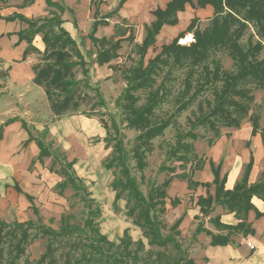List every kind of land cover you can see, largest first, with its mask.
<instances>
[{
	"label": "trees",
	"instance_id": "obj_1",
	"mask_svg": "<svg viewBox=\"0 0 264 264\" xmlns=\"http://www.w3.org/2000/svg\"><path fill=\"white\" fill-rule=\"evenodd\" d=\"M124 1L120 0L118 6ZM47 3L63 10L50 0H47ZM186 3L190 4L192 8H204L209 5L213 9L209 23L202 29L195 28V42L187 46L177 43L179 37L194 28L199 20L197 17L191 18L187 27L169 43L162 44L160 51L148 60L146 65L139 62L125 75L126 86L118 100V105L124 114L126 127L138 131L134 137L133 145L130 148L126 147L124 133L115 114L110 118V125L99 118L105 130V147L110 148V154L104 159L103 166L108 170L117 171V176L110 183L111 189L114 191L113 207L117 210V201L125 198V214L141 230L147 244L159 249L156 251L145 250L147 259H141L139 253L144 250L143 241L138 239L133 242L126 230H124V236L121 239V246L108 240L99 229L97 221L100 217L99 206L91 196L83 179L75 171V158L68 159L65 150L59 143L56 144L53 151L56 140L47 127L42 132L34 134L35 128L22 122L29 134L28 140H34L38 146L37 160L43 163L44 159L48 158L50 160L48 170L61 178L56 183L57 193L62 194L65 189H70L82 202L85 217L82 224H78L71 222L69 214H62L57 230L42 223L36 225L30 219L21 222L14 221L12 224L0 220V262L6 251L3 246L5 238L13 239L7 249L11 255L7 264H15L24 254L25 245L30 238V229L36 227L47 241L44 251L35 264H57L55 254L61 245L68 246V250L63 254L62 264H192L193 260L189 257L188 247H183L178 229L181 218L171 224H168L164 218L166 191L173 178L185 180L189 187L201 184L209 188L211 184L215 185L213 195L207 192L205 197L199 196L197 199L196 203L200 206L203 214L210 210L213 203L226 205L229 210H235L236 213L241 211L244 214L252 207L251 196L258 193L260 188L264 189V183L247 185V175L252 160L245 166L241 180L235 184L232 190L224 189L226 175L220 176V164L215 165L211 160L209 161L213 173L211 184L194 181L190 172L189 174H176L172 167L167 169L171 171V175L164 178L159 184H150L145 194L141 191L131 170V160L135 161V167L139 172L144 170L146 154L152 148V140L161 135L170 125V117L158 121L153 117L154 109L162 101L164 95L163 87L160 84L156 85L155 80L161 67L170 61L177 65L186 63L195 67L207 59L210 49L227 50L237 63V71L221 74L218 66L214 67L212 72L204 67L206 75L211 74L216 79H221L222 84L220 89L215 91L214 103L208 114L198 118L194 125H206L214 129V118H221L225 125L232 124L238 128L241 120L248 117L252 125L251 134L260 132L264 143V129L260 128L259 117L249 115L248 105L241 100H250L251 96L246 88L238 86L240 82L246 80L257 87H264V57L259 56L260 51L264 48V0H169L165 8H156L152 11L153 21L144 25V37L141 43L136 45L141 52L139 61H142L147 49L154 44L155 36L161 27L175 25L178 22V13L184 11ZM15 16L28 23V27L19 32L21 39L25 38L30 43L35 34L42 33V40L45 44L43 51L45 61L34 66V80L43 87L55 116L77 110L81 104L80 100L85 96L83 88L95 91L99 99L97 105L105 104L98 88L89 83L88 68L85 67L84 57L76 48L75 41L61 27L62 20L58 14L53 13L50 18L40 23L21 15ZM249 22L254 24L258 40L253 42L248 39L246 45L243 46L239 40ZM100 23L97 20L93 23L91 37L96 26ZM94 45L96 46L94 61L99 65L110 63L111 60L118 57L119 41L102 38L94 40ZM71 53H74L79 60H73ZM75 66L82 67L84 80L74 78L73 68ZM189 89L190 83L186 82L185 92ZM138 91H146V97L142 104H138ZM188 103V100L182 102L179 108L186 107ZM234 112H238L239 115L235 116ZM215 134L216 138L220 136L217 130H215ZM186 137L196 138V135L191 132L177 135L175 145L167 153L170 157H176L181 163L190 162L189 171H191L201 167L203 161L202 159L199 162L188 160L187 154L190 148L184 142ZM47 138H49L48 142ZM216 138L209 140L208 145H211ZM161 169L164 168L161 167ZM17 190L21 192L19 187ZM25 196L30 202L32 212L36 213L37 208L33 203V197L29 194H25ZM177 202L178 199L174 198L171 200V205H176ZM245 220L243 218L234 226L216 222L219 228L228 230L227 235L224 236L203 230L200 223L195 228V233L204 231L210 236L211 245H225L229 242L231 232L246 231ZM131 245H134L133 249L130 248ZM169 250L173 253H170ZM140 260L142 261L140 262Z\"/></svg>",
	"mask_w": 264,
	"mask_h": 264
},
{
	"label": "crops",
	"instance_id": "obj_2",
	"mask_svg": "<svg viewBox=\"0 0 264 264\" xmlns=\"http://www.w3.org/2000/svg\"><path fill=\"white\" fill-rule=\"evenodd\" d=\"M50 1L63 10L49 5L47 0H0V220L6 223L24 221L30 207L25 194L33 197L40 174L44 178L49 171L37 160L38 146L34 140H28L29 134L22 122L38 130L47 127L52 136L60 125V120L55 117L48 122L42 119L47 114L55 115L50 110L43 87L34 80V66L45 61L42 33L35 34L30 43L25 38L21 39L19 32L25 30L28 23L15 15L40 23L53 13L58 14L62 20L61 27L75 41L85 62L91 60L92 67L98 72V68L109 63L99 65L94 61V40L119 41L120 48L128 41L140 44L144 25L154 19L152 11L165 8L169 0H125L120 6V0ZM212 11L209 5L192 8L186 3L184 11L178 13V22L163 25L155 36V42L171 41L187 27L191 18L203 20L210 17ZM96 20L101 23L92 34L93 40L90 34ZM85 67L89 72V64ZM260 128L264 129V126L260 125ZM251 130V122L245 119L238 128L221 133L201 153L203 162L201 167L190 171L191 178L211 184V160L215 165L220 164V176L226 175L224 189L232 190L252 160L247 185L264 183V143L260 132L251 134ZM214 190V184L209 188L201 184L189 187L185 180L173 178L166 191L165 221L171 224L181 218L178 229L185 247H188L192 264H264V189L260 188L251 196L252 207L245 214L241 211L236 213L219 203H213L203 214L197 199L205 197L207 192L213 195ZM174 198L178 202L171 205ZM243 218L247 223L246 231L231 232L225 245H211L210 236L204 231L195 233L200 223L203 230L224 236L228 230L219 228L216 222L234 226Z\"/></svg>",
	"mask_w": 264,
	"mask_h": 264
},
{
	"label": "rangeland",
	"instance_id": "obj_3",
	"mask_svg": "<svg viewBox=\"0 0 264 264\" xmlns=\"http://www.w3.org/2000/svg\"><path fill=\"white\" fill-rule=\"evenodd\" d=\"M209 18L198 20L192 30L179 37L180 41H177V43L185 46L194 43L195 28H204L209 23ZM248 39L253 42L258 40L256 28L251 22L247 23L239 42L245 46ZM162 44L160 41L154 42L147 49L142 61H139L140 50L133 41H128L121 45L118 50V57L111 60L109 64L103 65L102 68H98V72H95V68L92 67L91 60L86 61L85 64H89L88 81L92 86L98 88L105 104L97 105L99 99L95 91L83 88L85 96L80 100L81 104L77 110L68 111L61 116L47 114L42 118L46 122L55 118L60 120V125L53 135L56 140L53 151L56 144L59 143L64 147L68 159L75 158V171L83 179L91 192V196L99 206L100 217L97 221L100 232L108 240L120 246L122 245L121 239L124 236V230L127 231L133 242L141 239L144 243V250L139 253L141 259H147L145 250L156 251L159 248L150 247L141 230L125 214V198L117 201V210L113 207L114 191L111 189L110 183L117 176V171L108 170L103 166L104 159L110 154V148L105 147V130L99 118L110 125V118L115 114L116 120L120 122L123 130L126 147L130 148L133 145L134 137L138 134V131L126 127L124 114L118 105V100L121 98L126 86L125 75L139 62L146 65L148 60L160 51ZM71 56L73 60H79L74 53H71ZM259 56L264 57V48L260 51ZM216 66H218L221 74L237 71V63L227 50L210 49L207 59L202 64L192 67L190 64L177 65L170 61L167 65L162 66L156 75V85L160 84L163 87L164 95L162 101L154 109L153 117L156 121L168 117L171 119L170 125L163 133L152 140V148L146 154L144 170L139 172L135 167V161H130L132 173L144 194L150 184H159L164 178L171 175V171L167 170L168 168L173 167L176 174H189L190 162L181 163L176 157H170L167 153L175 145L177 135L184 132H191L196 135V138L186 137L184 142L190 148L187 154L188 160L199 162L202 159L201 153L207 148L208 141L216 138L215 130L221 135V133L235 128L232 124L225 125L224 120L221 118H214V129L206 125H194L198 118L208 114L214 103L215 91H218L221 87V79H216L211 74L206 75L204 69V67H207L208 71L212 72ZM73 73L74 78L84 80L82 67L75 66ZM186 82L190 83V89L187 92L184 90ZM238 86L246 88L251 96L250 100L241 99L242 102L248 105V114L257 115L259 124L264 126V87H257L246 80L240 82ZM137 94L139 96L138 104L144 103L146 91H138ZM187 100L188 105L180 109V104ZM234 115L238 116L239 113L234 112ZM245 119H248V117L242 119L241 123ZM43 129H35L34 134L42 132ZM46 141L48 142L49 138ZM49 164L50 160L48 158L44 159L43 167L48 169ZM161 167L164 169H161ZM56 168H58V165H56ZM41 175L39 177L40 182L37 184L38 188L33 191V203L37 208V212L33 213L29 207L24 221L30 219L36 225L42 223L57 230L60 226L61 215L69 214L71 222L82 224L85 213L80 199L70 189H65L62 194L57 193L56 183L61 179L57 174L48 171V175L44 178ZM13 222L7 223L12 224ZM11 241L13 239H4L3 246L6 251L0 264H7L11 257L7 252ZM46 241V237L42 236L38 228H31L29 242L25 245L24 254L15 264H35L45 249ZM182 245L185 246L183 241ZM130 248L133 249L134 245H131ZM67 250L68 246L61 245L56 251L57 264L63 263V254ZM113 250H116V248H113ZM169 252L173 253L171 250Z\"/></svg>",
	"mask_w": 264,
	"mask_h": 264
},
{
	"label": "built area",
	"instance_id": "obj_4",
	"mask_svg": "<svg viewBox=\"0 0 264 264\" xmlns=\"http://www.w3.org/2000/svg\"><path fill=\"white\" fill-rule=\"evenodd\" d=\"M178 41H180V38L178 39ZM248 245L251 247L252 245H251V243H248Z\"/></svg>",
	"mask_w": 264,
	"mask_h": 264
}]
</instances>
